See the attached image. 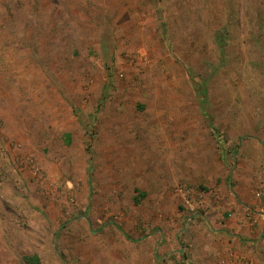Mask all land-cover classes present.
Returning <instances> with one entry per match:
<instances>
[{"label": "rangeland", "instance_id": "1", "mask_svg": "<svg viewBox=\"0 0 264 264\" xmlns=\"http://www.w3.org/2000/svg\"><path fill=\"white\" fill-rule=\"evenodd\" d=\"M183 251L264 264V0H0V264Z\"/></svg>", "mask_w": 264, "mask_h": 264}, {"label": "trees", "instance_id": "2", "mask_svg": "<svg viewBox=\"0 0 264 264\" xmlns=\"http://www.w3.org/2000/svg\"><path fill=\"white\" fill-rule=\"evenodd\" d=\"M135 200L138 202L140 200V198L139 197H135ZM38 260H39V258L37 256H35V258H33L32 261H30V263L31 264H37ZM186 261H187V253H185V251H183L182 252V261L179 262L178 264H187Z\"/></svg>", "mask_w": 264, "mask_h": 264}]
</instances>
